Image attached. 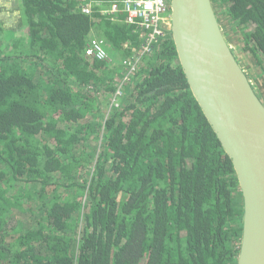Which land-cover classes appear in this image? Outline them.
<instances>
[{
  "label": "trees",
  "instance_id": "1",
  "mask_svg": "<svg viewBox=\"0 0 264 264\" xmlns=\"http://www.w3.org/2000/svg\"><path fill=\"white\" fill-rule=\"evenodd\" d=\"M220 3L264 80V0ZM79 6L19 0L0 22V264H237V179L172 38L110 110L142 32ZM94 36L110 61L85 57Z\"/></svg>",
  "mask_w": 264,
  "mask_h": 264
},
{
  "label": "water",
  "instance_id": "2",
  "mask_svg": "<svg viewBox=\"0 0 264 264\" xmlns=\"http://www.w3.org/2000/svg\"><path fill=\"white\" fill-rule=\"evenodd\" d=\"M169 2L178 63L241 193L237 264H264V103L225 39L211 0Z\"/></svg>",
  "mask_w": 264,
  "mask_h": 264
},
{
  "label": "built area",
  "instance_id": "3",
  "mask_svg": "<svg viewBox=\"0 0 264 264\" xmlns=\"http://www.w3.org/2000/svg\"><path fill=\"white\" fill-rule=\"evenodd\" d=\"M80 13L92 15L99 11L105 18L114 19L123 14L124 23L142 32L139 52L134 60H125L119 65L120 76L115 81L109 108L119 109L126 90L136 80L140 58L152 53L153 45L171 37V17L169 0H112L104 3L96 0H80ZM86 58L110 61L107 42L100 37H91L84 50Z\"/></svg>",
  "mask_w": 264,
  "mask_h": 264
},
{
  "label": "rangeland",
  "instance_id": "4",
  "mask_svg": "<svg viewBox=\"0 0 264 264\" xmlns=\"http://www.w3.org/2000/svg\"><path fill=\"white\" fill-rule=\"evenodd\" d=\"M211 2L214 8V11L216 13L217 19L220 23L222 33L224 34L225 39L227 40L238 63L242 66V69L244 70V72L248 75L250 80L253 82L254 87H255L254 90L257 96L264 103V80L261 76L260 69L255 65V62L252 59L251 55L247 54L242 49V44H243L242 33H240L237 29L233 27L231 21L225 15V12L223 10L224 7L220 3V0H211ZM252 27L253 26L251 25L250 28ZM129 99H130L129 96H124L123 99L121 100L122 105L119 109H121L123 107V104L129 101ZM108 111L110 110L108 109Z\"/></svg>",
  "mask_w": 264,
  "mask_h": 264
},
{
  "label": "crops",
  "instance_id": "5",
  "mask_svg": "<svg viewBox=\"0 0 264 264\" xmlns=\"http://www.w3.org/2000/svg\"><path fill=\"white\" fill-rule=\"evenodd\" d=\"M18 2L19 0H0V22L4 24L5 28L15 26L20 20L21 15L18 9ZM248 79L253 89H255L253 82L249 77Z\"/></svg>",
  "mask_w": 264,
  "mask_h": 264
}]
</instances>
